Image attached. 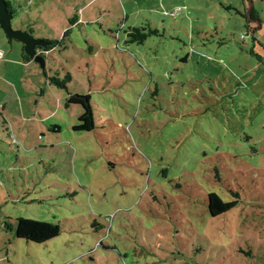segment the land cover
<instances>
[{
    "label": "rangeland",
    "instance_id": "rangeland-1",
    "mask_svg": "<svg viewBox=\"0 0 264 264\" xmlns=\"http://www.w3.org/2000/svg\"><path fill=\"white\" fill-rule=\"evenodd\" d=\"M6 1L14 29L69 33L34 70L0 28V264H264V0Z\"/></svg>",
    "mask_w": 264,
    "mask_h": 264
},
{
    "label": "trees",
    "instance_id": "trees-1",
    "mask_svg": "<svg viewBox=\"0 0 264 264\" xmlns=\"http://www.w3.org/2000/svg\"><path fill=\"white\" fill-rule=\"evenodd\" d=\"M9 8L11 6L9 5ZM78 18H69V25L72 26L77 22ZM32 30V29H31ZM144 28L142 27H132L128 30V35L132 37L131 41L142 42L147 34L143 33ZM69 33V28H67L60 40H47L49 45L45 47V51L55 48L57 45L62 44L66 34ZM23 45V44H22ZM43 55V53H42ZM22 56L25 60L30 58L23 52ZM66 78L69 80V74ZM51 82L58 86H65L64 82L57 81L55 77H49ZM70 103H79L82 106V111L78 116V123L73 126L77 131H91L94 129L93 111L91 108V97L88 94H69L65 101L66 106ZM235 205V202H224L222 198L215 192H210L208 194V211L212 216H217L231 209ZM60 233V227L58 224L51 223L48 221H38L29 218L20 217L17 219V224L15 226V235L18 238H23L27 241H32L36 243L45 242Z\"/></svg>",
    "mask_w": 264,
    "mask_h": 264
},
{
    "label": "water",
    "instance_id": "water-1",
    "mask_svg": "<svg viewBox=\"0 0 264 264\" xmlns=\"http://www.w3.org/2000/svg\"><path fill=\"white\" fill-rule=\"evenodd\" d=\"M13 12L9 8L6 0H0V28L4 31L9 40L15 39L23 44L25 54L35 61L42 63L44 66V56L42 55L45 50L37 52V47L45 48L49 42L45 39L34 37L28 30L14 29L11 25Z\"/></svg>",
    "mask_w": 264,
    "mask_h": 264
},
{
    "label": "crops",
    "instance_id": "crops-1",
    "mask_svg": "<svg viewBox=\"0 0 264 264\" xmlns=\"http://www.w3.org/2000/svg\"><path fill=\"white\" fill-rule=\"evenodd\" d=\"M7 2H8V4L10 5V2H9V1H7ZM10 6H11V5H10ZM77 21H78V20H77ZM29 29L31 30L32 28L29 27ZM31 31H33V30H31ZM1 42H2V41H1ZM1 52H2V53H1V55H0V60H1V61H0V64H1V62H2V59H4V57H5V53H4V51L1 50ZM23 52H24V50L22 51V53H23ZM37 52H38V50H37ZM39 52H40V51H39ZM39 52H38V53H39ZM45 52H47V51H45ZM24 53H25V52H24ZM20 57H21L20 60H21L23 63H25V66H26V67H30L31 69L33 68V69L35 70V66L32 65V64H33V63H32V62H33V59L25 60V59L23 58L22 54H21ZM5 63H7V64H8V63H11V64H12V63H13V64H20L18 59H17V60H16V59H15V60H9V59H6ZM30 68H29V69H30ZM17 94H18V92L15 91V97H16V100H18L19 97H20L19 94H18V95H17ZM10 96H11V97H7V98H8L9 100L11 99V100L13 101L14 98L12 97V95H10ZM20 99H21V98H20ZM18 101H19V100H18ZM3 103H4V102H2V103L0 102V104H2V108H0V109H3V108H4V104H3Z\"/></svg>",
    "mask_w": 264,
    "mask_h": 264
},
{
    "label": "flooded vegetation",
    "instance_id": "flooded-vegetation-1",
    "mask_svg": "<svg viewBox=\"0 0 264 264\" xmlns=\"http://www.w3.org/2000/svg\"><path fill=\"white\" fill-rule=\"evenodd\" d=\"M10 10L12 11V9L10 8ZM39 49V50H38ZM45 48H40V47H37V50H38V52L40 51L41 52V50H44ZM44 53V52H43Z\"/></svg>",
    "mask_w": 264,
    "mask_h": 264
},
{
    "label": "built area",
    "instance_id": "built-area-1",
    "mask_svg": "<svg viewBox=\"0 0 264 264\" xmlns=\"http://www.w3.org/2000/svg\"><path fill=\"white\" fill-rule=\"evenodd\" d=\"M1 53H2V52L0 51V55H1ZM0 108H2V104H0Z\"/></svg>",
    "mask_w": 264,
    "mask_h": 264
}]
</instances>
